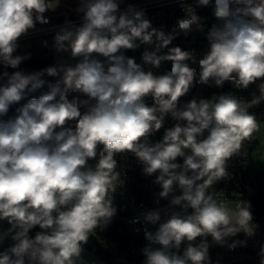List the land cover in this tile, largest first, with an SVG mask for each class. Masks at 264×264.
<instances>
[{"label":"clouds","instance_id":"obj_1","mask_svg":"<svg viewBox=\"0 0 264 264\" xmlns=\"http://www.w3.org/2000/svg\"><path fill=\"white\" fill-rule=\"evenodd\" d=\"M122 3L79 0L81 23L66 20L54 36L56 52H70L75 64L0 72V117L28 94L48 89L14 118L0 119V221L9 225L0 231V245L12 241L0 251V264H83L90 236L117 214L114 194L124 184L118 154L131 153L142 173L155 177L157 203L168 200L175 209L166 219L159 209L143 214L154 228L143 231V264H213L212 245L235 250L247 241L230 238L255 234L250 201L241 198L230 208L210 189L230 178L229 161L246 154L245 142L259 129L249 109L264 102V0H196L171 32L153 27L143 9L121 10ZM52 7L50 0H0V65L19 69L30 59L14 55L19 40L37 23L48 24ZM200 7H211L217 23L207 29L208 50L197 59L194 50L170 45L181 33L204 31ZM141 45L153 46L141 63L124 54ZM164 62L171 70L154 74ZM226 82L238 92L255 84L259 94L243 100L226 92L181 103L196 83L222 88ZM167 117L174 124L151 142ZM258 256L264 264V244Z\"/></svg>","mask_w":264,"mask_h":264},{"label":"built area","instance_id":"obj_2","mask_svg":"<svg viewBox=\"0 0 264 264\" xmlns=\"http://www.w3.org/2000/svg\"><path fill=\"white\" fill-rule=\"evenodd\" d=\"M73 1L50 0L53 7L45 13V16L49 19V23L46 25L37 23L34 30H30L27 35L21 37L17 50L20 52L39 51L48 66H56L60 63L75 64L76 60L71 58L70 52L57 53L54 47V36L66 20L71 21L74 25L81 23V15L76 12L79 2L78 6L75 7L72 4ZM195 3L196 0H123L120 8L124 10L131 4L138 9H143L146 13V18L152 22L153 27H163L166 32H171L177 20L184 16L183 8L189 4L195 6ZM196 14L205 18L204 31L200 32L194 29L187 36L181 33L172 42L170 47L179 46L183 50H194L197 59H199L208 50L205 33L217 21L212 15L211 7L196 8ZM37 33H44V40H37ZM145 49L151 51L153 50V46L141 45L139 49L123 51L126 56L134 57L137 63H141V54ZM98 58L104 59L103 57ZM188 63L199 73L198 63L191 64L190 61ZM170 70L171 62H164L159 69H153L154 74L157 75ZM55 79L50 77L51 82H55ZM226 92L234 93L243 100H250L254 95L259 94L257 85L255 84L251 85L247 90L238 92L228 82L222 88L196 83L190 92L181 98V103H186L194 97L197 99L211 98L213 94ZM146 103L151 105L152 99L150 97L146 98ZM11 107L17 115L16 110L21 105L16 103L11 105ZM249 111L256 116L259 129L253 134L251 141L245 142L244 150L246 154L234 156L229 161L228 171L231 173L230 178L218 182L214 186V189H210V191L214 190L218 200H227L230 208H234L235 202L241 198L250 201L253 222L258 225L260 222L255 219V216H257L261 208L264 209V199L259 198L261 193H264L260 191V175L263 170L259 166L254 167V162L257 159L253 158V153L261 143L259 133L264 134V102L259 106L250 108ZM173 124L174 121L170 117H167L164 127L151 136L150 141H160L164 130ZM261 150L264 157V144L261 146ZM185 151L188 152L190 150ZM117 159L119 161L118 170L121 172V178H124L123 186L118 188L114 194V206L117 208V214L113 217L109 226L103 232H97L95 236L104 251L106 250V253L110 255V260L106 262L107 264H143L144 257L141 250L144 246H140L141 242L139 241L144 239L143 231L145 227L149 230H154L152 225H145L143 214L149 210L159 209L162 219H166L175 209H173L168 200H159V203H157L160 187L153 183L155 177L144 175L142 173V166L131 153L118 154ZM178 162L182 163V158H178ZM124 169L126 173L125 177H123ZM176 194H179L178 190ZM262 216V221H264V212ZM137 218L140 219V222L133 223L132 221ZM8 227L9 225L6 221H0V231L6 230ZM137 228L140 229L139 232L136 231ZM110 231L117 238H107L105 235ZM121 233H124L123 238L121 237ZM231 240H246L247 246L229 250L226 246L212 245L209 249V255L213 264H216V262L218 264H259L260 257L258 256V252L260 246L264 244L263 232L259 225L253 236L247 237L244 233H240L236 237L230 238L229 242ZM208 241L211 243V237H208ZM11 244L12 241L10 239L6 240L4 244L0 245V251H3ZM181 250H183V246ZM83 253L81 256L83 264H92L91 261L83 256Z\"/></svg>","mask_w":264,"mask_h":264},{"label":"trees","instance_id":"obj_3","mask_svg":"<svg viewBox=\"0 0 264 264\" xmlns=\"http://www.w3.org/2000/svg\"><path fill=\"white\" fill-rule=\"evenodd\" d=\"M25 54H30V59L23 61L21 63V65L19 66V69H11V68L5 69L2 65H0V72L8 71L9 73H11L12 71H16V70H23L26 73H28V72H32L34 70H40L42 68L48 67L45 59L43 58V55L37 50H31L29 52H20L17 50V52L14 53V55H25ZM45 79L50 81V77H45ZM0 83H3V81H0ZM47 90H48L47 86L45 85L44 88L37 90L36 92L28 94V96H26L24 99H22L18 104H20L22 106L23 104L27 103L28 100L31 99L32 97L38 98L41 94H43ZM15 116H16V114H15L14 110L12 109V107L10 106L7 116L0 117V119L7 120L9 118H14ZM259 198L264 199V193H261ZM263 212H264V209L261 208V210L258 211L257 216H255V219L258 222L262 221V217H263L262 213ZM35 234L36 233L34 232L33 229L30 230V233H29L30 236L34 237ZM105 236L107 238H117V236L116 237L113 236V232H111V231L108 232ZM121 237L122 238L124 237V233L123 234L121 233ZM139 242H141L140 246H142V247L145 246L147 243V241L145 239L140 240Z\"/></svg>","mask_w":264,"mask_h":264},{"label":"rangeland","instance_id":"obj_4","mask_svg":"<svg viewBox=\"0 0 264 264\" xmlns=\"http://www.w3.org/2000/svg\"><path fill=\"white\" fill-rule=\"evenodd\" d=\"M78 2H79V0H74L72 2V4H74V6L76 7V6H78ZM259 138H260L261 143L258 146V149L254 151L253 158L257 159L254 162V167L259 166L263 170L261 175H260V191L264 192V157H263V152L261 150V146L264 144V134L260 132ZM263 202H264V200H263ZM258 225L261 228V230L263 232V236H264V221L260 222ZM83 256L87 260L91 261L92 264H107L106 262L108 260H110V255L108 253H106V250L102 256H95V255L88 253V252H84Z\"/></svg>","mask_w":264,"mask_h":264},{"label":"water","instance_id":"obj_5","mask_svg":"<svg viewBox=\"0 0 264 264\" xmlns=\"http://www.w3.org/2000/svg\"><path fill=\"white\" fill-rule=\"evenodd\" d=\"M33 230L39 231L40 229L37 226ZM84 251L91 253L95 256L102 255L105 252L103 247L101 246L99 240L97 239V237L95 235L90 236L88 243L86 245H84Z\"/></svg>","mask_w":264,"mask_h":264},{"label":"bare ground","instance_id":"obj_6","mask_svg":"<svg viewBox=\"0 0 264 264\" xmlns=\"http://www.w3.org/2000/svg\"><path fill=\"white\" fill-rule=\"evenodd\" d=\"M37 40H44V33H37ZM37 233V231H34Z\"/></svg>","mask_w":264,"mask_h":264}]
</instances>
